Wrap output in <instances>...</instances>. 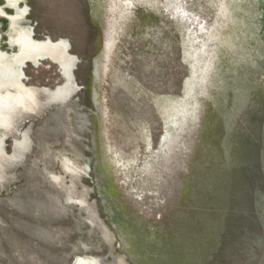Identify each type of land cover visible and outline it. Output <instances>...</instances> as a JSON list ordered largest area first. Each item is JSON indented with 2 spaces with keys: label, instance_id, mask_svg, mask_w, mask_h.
Listing matches in <instances>:
<instances>
[{
  "label": "rangeland",
  "instance_id": "rangeland-1",
  "mask_svg": "<svg viewBox=\"0 0 264 264\" xmlns=\"http://www.w3.org/2000/svg\"><path fill=\"white\" fill-rule=\"evenodd\" d=\"M6 90L0 264H264V0H0Z\"/></svg>",
  "mask_w": 264,
  "mask_h": 264
},
{
  "label": "bare ground",
  "instance_id": "bare-ground-1",
  "mask_svg": "<svg viewBox=\"0 0 264 264\" xmlns=\"http://www.w3.org/2000/svg\"><path fill=\"white\" fill-rule=\"evenodd\" d=\"M49 57L59 60L63 57V48L55 49L52 46L45 47ZM42 93H24L14 90L0 92V134L4 136L14 134L17 119H23L26 114L35 113L40 108L39 103L43 100ZM24 115V116H23ZM17 118V119H16ZM75 264H97L96 260L78 258Z\"/></svg>",
  "mask_w": 264,
  "mask_h": 264
},
{
  "label": "flooded vegetation",
  "instance_id": "flooded-vegetation-1",
  "mask_svg": "<svg viewBox=\"0 0 264 264\" xmlns=\"http://www.w3.org/2000/svg\"><path fill=\"white\" fill-rule=\"evenodd\" d=\"M57 42V41H56ZM105 44V43H104ZM69 52L72 54V52H71V49L69 48ZM73 55V54H72ZM76 56V58L77 59H79V57L77 56V55H75ZM42 62H44V61H42ZM49 62H51V61H49ZM53 63V62H52ZM79 63V61L76 63V64H78ZM56 66H59V64H56V63H54ZM75 64V65H76ZM86 64L87 63H84V61L83 60H81V62H80V64L78 65V67L77 68H75V70H74V72L76 71H79V70H83L84 69V67H86ZM81 68V69H80Z\"/></svg>",
  "mask_w": 264,
  "mask_h": 264
}]
</instances>
